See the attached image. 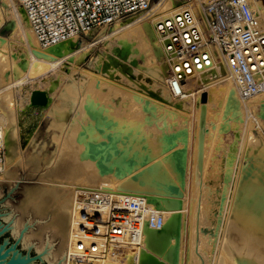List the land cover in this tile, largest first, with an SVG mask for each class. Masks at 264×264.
I'll return each instance as SVG.
<instances>
[{
    "label": "bare ground",
    "instance_id": "6f19581e",
    "mask_svg": "<svg viewBox=\"0 0 264 264\" xmlns=\"http://www.w3.org/2000/svg\"><path fill=\"white\" fill-rule=\"evenodd\" d=\"M204 1L185 0L176 6L171 0H160L153 6L150 16L148 13L132 22L116 23L110 30L114 33L105 36L103 48L93 60V68L110 79L102 82L95 73L79 67L89 54V45L83 38L73 36L41 48L22 7L12 0H0V26L10 17L14 23L9 37L0 35V140L8 149L6 161L20 159V146L24 145L22 141L18 144L17 132L12 127L15 93L32 85L25 110L36 113V118L50 105L49 94L58 91L62 99L58 107L48 108L52 126L61 129L63 135L56 148L57 155L54 154L57 157L47 168L50 181L42 185L74 189L66 264H87L85 262L89 261L74 258L81 255L76 246L83 234L81 222L86 229L97 223L100 231L96 235L104 233L109 226L107 218L111 211L108 208L98 215L82 216L85 199L80 195L91 190L105 191L114 196L112 198L124 195L130 199H145L163 217L159 229L143 227L139 246L130 243L127 234L120 245L102 236H93L94 233L86 236L97 240L105 250V255L94 264L183 262L178 240L184 220V203L178 192L185 163V144L184 140L175 143L172 140L184 134L180 129L187 121L178 109L187 108L190 100L197 101L196 128L192 134L195 140L194 201L184 261L186 264H264V139L255 136L249 121L244 119V107L249 109L248 115L258 111L264 117V86L242 97L217 50H213L206 67L178 81L171 74L172 61L163 49V38L171 33L165 23L176 20L183 10L190 12L193 24L201 33L206 32ZM248 2L256 28L264 32V0ZM159 24L163 25L164 33L159 30ZM100 32L103 34L104 30ZM166 62L170 65L168 73ZM79 71L80 79L74 77ZM255 78L260 81L264 75L256 74ZM112 80L118 82V86L113 85ZM38 81L43 84H34ZM156 90L162 92V97H159L161 93L156 95ZM203 93L206 101L202 162L198 169ZM152 96L158 101L151 100ZM158 112L163 114L160 116ZM132 124H137V130L152 126V132L142 135L134 131L136 128ZM243 124L246 135L240 141L242 144L220 143L222 129H230L238 136ZM54 137L56 141L59 138L58 135ZM138 137L146 139L135 142ZM242 154L249 157L248 164H244ZM1 169L0 166V172ZM151 176L158 177L161 182L157 190L149 189H153L149 186ZM209 178L221 186V199L217 202L208 199L205 183ZM143 190L147 194L142 195ZM116 214L125 221L131 217L128 212ZM213 245H216V253L211 256Z\"/></svg>",
    "mask_w": 264,
    "mask_h": 264
},
{
    "label": "built area",
    "instance_id": "2783aa9c",
    "mask_svg": "<svg viewBox=\"0 0 264 264\" xmlns=\"http://www.w3.org/2000/svg\"><path fill=\"white\" fill-rule=\"evenodd\" d=\"M151 0H13L22 7L25 17L41 48L61 43L73 36L89 35L96 29L106 28L116 22H129L143 18ZM206 32L201 33L187 10L176 20L166 22L170 34L164 36L163 49L172 61L171 74L181 81L194 70L206 67L213 50H217L233 76L242 97H248L264 86V79L256 80V74L264 75V32L256 28L248 0H211L202 3ZM163 25L159 24L161 33ZM85 214L98 215L108 208L109 226L97 235L94 223L91 229L81 222L82 238L76 241L81 255L76 259L94 264L105 255L98 241L86 236H102L120 245L125 238L139 246L145 225L159 229L163 217L145 199L114 196L100 190L83 191ZM128 212V221L118 217V212ZM92 218V217H90ZM120 218V219H119ZM87 220V219H86ZM94 221V220H92ZM107 222V223H108ZM105 225H108V224ZM125 231V233H124ZM80 264V263H79Z\"/></svg>",
    "mask_w": 264,
    "mask_h": 264
},
{
    "label": "rangeland",
    "instance_id": "374dc122",
    "mask_svg": "<svg viewBox=\"0 0 264 264\" xmlns=\"http://www.w3.org/2000/svg\"><path fill=\"white\" fill-rule=\"evenodd\" d=\"M159 1L160 0H151L150 1V6H149V9L147 12V14L149 13L148 16H150L152 14L153 6H155V4ZM171 1L174 5L179 6V5H182L185 0H171ZM208 1H211V0H205V2H208ZM12 2H13V0H12ZM116 23H127V22H116ZM116 23H114V24H112L106 28L96 29L95 31H93L89 35L80 36V38H83L84 42L89 45L88 46L89 54L85 58V60H83L79 64V67L81 70H86L91 74L95 73L94 75L101 78L102 82L109 81L110 79H109V77H107L106 74L105 75L101 74L102 73L101 71L95 70L93 68L94 67L93 66L94 65L93 60H94V58H96L98 56L100 50L103 48V42L105 40V36L114 33V32H110V30ZM13 25H14V23H13L12 17L6 19V21L0 26V35L5 36V37H9L10 33L13 30L12 29ZM102 30H104L103 34H101V32H100ZM101 36H104V37H101ZM100 61H102V59ZM166 65H167L166 66V69H167L166 72L168 73V71L170 69V65L167 64V62H166ZM8 74L9 73L7 72L6 76H8ZM74 77L80 79L82 77L80 71L78 73H76V75ZM103 79H105V80H103ZM113 80L117 81V79L116 80L113 79ZM113 80H112L113 85L116 84V86H118L117 85L118 82L114 83ZM34 84L41 85L43 83H42V81H38V82H35ZM29 86L27 87L28 89L26 88L27 90L26 89L25 90L20 89L17 91V94L15 93V95H14L15 104L13 107L15 109V114H13V116H12L13 120H14L12 127L17 132L18 144L19 143L21 144L20 141H22V143L24 144L23 147L20 146V150H19L20 151V159H14V161L12 160L10 162L6 161L5 156L8 152V149H7L6 144H4L2 139H1L0 140V166L2 169L0 172V181L34 184V185H42L43 183L46 182L45 184H43V185H46L49 183L48 181H50L47 179V175H48L47 174V168L48 169L50 168L51 163H52L51 161H54L55 158L57 157V156H55V155H57V149L56 148L59 147L61 140H62V135H63L61 129H59L57 127L54 128V126H52L51 118L48 116V111H49V109H52L54 107H58L59 105H61L62 99L59 96L60 93L58 91L52 92L54 94L49 92V93H51V94H49L50 95L49 96V98H50L49 104L51 106L48 105L49 109L48 108H47L48 110L45 109L44 110L45 112L42 111L40 113V115L36 118V113L34 114V112H32V111L25 110V105L27 104V98H28L27 94H29L28 92L32 88V85H29ZM156 91H157L156 95L158 96L161 93L159 95V97L160 96L162 97V92L159 90H156ZM24 92H26V94H24ZM23 95L25 98L23 97ZM151 98H153L151 100H157V98H154L153 96ZM23 99L24 100L26 99V100L24 101ZM14 101L12 103H14ZM190 102H189L190 106L188 105L187 108H184L185 111L182 108L178 109L179 112L182 111L180 114H182L186 118V121H187V124L184 125L180 129V131L184 134L182 135V137L178 136V137H176V139L172 140V142H174V143L176 141L184 140L185 146L183 149V155L184 154L186 155V156L184 155L185 161H183V163L185 162L183 164V168H185V169L182 168V174H181L182 178L180 177V179H179V182L180 183L182 182L180 184L182 191L179 190V192H178V197L180 199L183 198L182 202L184 203V206H185V207L183 206L184 210L182 211L183 212L182 217L184 219L183 220V226H182V230L180 231L179 240H178V243L180 244L179 247L181 250L180 256L181 257L183 256L182 257L183 262L181 261V264L182 263L186 264V262L184 261V255L186 254L187 248H188V242H187L189 240V236H188L189 231L188 230H189V226H190V222H191L190 221V211H191L190 209H191V207H192L191 205L194 201V198L192 197L193 192H194V188H193L194 187L193 159H194V146H195V140L193 138V135H194V131L196 128L195 127L196 125H194L195 124L194 115H196V113H197V107H196L197 101L196 100H192V101L190 100ZM245 108L246 107H244V119L247 118L246 121L247 122L249 121L248 125L250 127V130L252 131V133L255 136L262 137V139H264V117H262V114H260V112L258 113V111H256V114H258V115H256L255 113H252L253 115H248L250 113V111L248 108H246V109ZM24 111H25V113H24ZM28 112L30 114H27ZM186 113H187V115H186ZM158 114L161 116L163 114V112H161V113L158 112ZM158 114H157V116H159ZM33 117H34V119H33ZM71 117H73V113H72ZM190 121H193V122H190ZM136 125L132 124V126L134 128H136ZM191 127L193 129H191ZM138 129L139 130H137V128H136V129H134V131L137 130V132H139V133L141 132L142 135H145L146 133L152 132V126L151 127L145 126L144 128L140 127ZM244 129H245V125H244V128L241 131V133L238 134V136L235 135L230 129H227V128H225L224 130L222 129L220 131L221 132L220 143H222V145H224V144H230L231 142L234 141L239 146V143H241V144L243 143L240 141H242L246 135L245 132H243ZM55 135L59 136V138H57V141L55 139L56 137H54ZM164 137L167 138L166 135ZM58 139H59V141H58ZM142 139L145 140L146 138L144 137ZM142 139H140V137H138V139L135 140V142H138L139 140L143 141ZM16 142H17V140H16ZM151 142H153V140ZM185 149H186V151H185ZM242 155H240V157H242V160L245 162L244 164H248L249 163V157L247 155H243V156ZM6 171H7V173H6ZM4 172H5V174H4ZM155 177L156 176H154V177L151 176L149 178L150 179L149 180V183H150L149 186H151L153 188V189L149 188L150 190H154V189L157 190L156 188L161 186L160 185L161 182H159L160 180L157 179L158 177H156V178ZM205 186L207 188V196L209 197L208 198L209 200H214V202H217L221 199V196H220L221 186L219 184L215 185L213 183L212 178H209L206 181ZM144 191L145 190L142 191L144 193L142 195H145V193L147 194V191L146 192H144ZM181 192H182V194H181ZM179 195L180 196L182 195L181 196L182 198ZM213 246H212V249H214V250H212V251L209 250L210 255L212 254L211 256H213V254L216 253V251H215L216 245L214 247ZM213 251H214V253H213ZM65 264H66V261H65Z\"/></svg>",
    "mask_w": 264,
    "mask_h": 264
},
{
    "label": "water",
    "instance_id": "95a60500",
    "mask_svg": "<svg viewBox=\"0 0 264 264\" xmlns=\"http://www.w3.org/2000/svg\"><path fill=\"white\" fill-rule=\"evenodd\" d=\"M201 95L197 167L202 162ZM74 189L0 181V264H65Z\"/></svg>",
    "mask_w": 264,
    "mask_h": 264
}]
</instances>
